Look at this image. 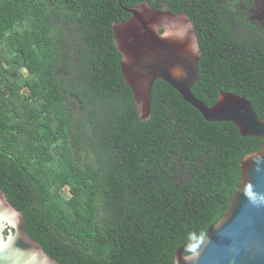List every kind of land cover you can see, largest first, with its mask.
Returning a JSON list of instances; mask_svg holds the SVG:
<instances>
[{
    "label": "trees",
    "instance_id": "obj_1",
    "mask_svg": "<svg viewBox=\"0 0 264 264\" xmlns=\"http://www.w3.org/2000/svg\"><path fill=\"white\" fill-rule=\"evenodd\" d=\"M144 1L193 21L199 100L232 93L264 119L254 0H0V189L59 264H175L179 249L198 252L241 162L264 147L205 121L162 81L139 121L112 26Z\"/></svg>",
    "mask_w": 264,
    "mask_h": 264
},
{
    "label": "water",
    "instance_id": "obj_2",
    "mask_svg": "<svg viewBox=\"0 0 264 264\" xmlns=\"http://www.w3.org/2000/svg\"><path fill=\"white\" fill-rule=\"evenodd\" d=\"M131 18L112 26L121 73L131 88L140 122L152 118L156 81L171 86L209 123H231L243 138L264 140V119L251 103L221 93L209 107L192 92L199 82L201 52L187 14L156 10L147 1L126 9ZM242 178L224 218L209 232L198 252L175 255V264H264V147L241 162ZM0 264H59L25 231V220L0 189Z\"/></svg>",
    "mask_w": 264,
    "mask_h": 264
},
{
    "label": "flooded vegetation",
    "instance_id": "obj_3",
    "mask_svg": "<svg viewBox=\"0 0 264 264\" xmlns=\"http://www.w3.org/2000/svg\"><path fill=\"white\" fill-rule=\"evenodd\" d=\"M250 15L252 23L264 26V0H254V5L250 9Z\"/></svg>",
    "mask_w": 264,
    "mask_h": 264
},
{
    "label": "rangeland",
    "instance_id": "obj_4",
    "mask_svg": "<svg viewBox=\"0 0 264 264\" xmlns=\"http://www.w3.org/2000/svg\"><path fill=\"white\" fill-rule=\"evenodd\" d=\"M65 192H66L67 196H69V190L66 189Z\"/></svg>",
    "mask_w": 264,
    "mask_h": 264
}]
</instances>
